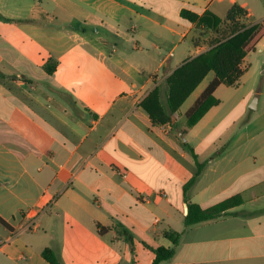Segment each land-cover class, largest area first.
Wrapping results in <instances>:
<instances>
[{
	"label": "crops",
	"instance_id": "0c3cea01",
	"mask_svg": "<svg viewBox=\"0 0 264 264\" xmlns=\"http://www.w3.org/2000/svg\"><path fill=\"white\" fill-rule=\"evenodd\" d=\"M236 5L264 28V0H0V264H51L46 249L60 264H152L172 231L162 264H264V36L194 127L207 86L184 105L206 77L171 123L142 107L213 46L182 11L225 19ZM233 197L186 227L187 202Z\"/></svg>",
	"mask_w": 264,
	"mask_h": 264
},
{
	"label": "trees",
	"instance_id": "16d2710c",
	"mask_svg": "<svg viewBox=\"0 0 264 264\" xmlns=\"http://www.w3.org/2000/svg\"><path fill=\"white\" fill-rule=\"evenodd\" d=\"M181 16L191 23H196L198 28L207 29L216 34V38L212 41L213 46L207 52L176 70L167 79L166 87L164 89L156 88L142 103V107L153 124L171 123L172 115L183 105L206 75L213 72L215 74L214 79L185 114L187 129L194 127L212 107L219 103L214 92L220 85H238L240 78L246 71V68L241 67L243 60L255 50L257 43L264 36V28L260 25L248 26L240 21L241 18L246 17V11L237 5L232 7L225 19H221L211 12L198 15L188 10H183ZM55 68L56 64L46 66L48 73H53ZM158 95L160 96V103H156L154 99ZM172 127L177 130L178 124L175 123ZM186 129L182 130L183 134L179 137L180 139L185 136ZM195 159L197 173L184 186L185 192L195 182L203 168V164L197 161L196 156ZM241 202L240 197H233L208 208L187 202L185 225L189 227L214 219ZM0 224L9 228V225L2 219H0ZM181 236L182 233L180 232L166 233L165 237L172 242V247L156 249L152 264H162L164 261L172 259ZM42 255L51 264H60L52 250L46 249Z\"/></svg>",
	"mask_w": 264,
	"mask_h": 264
},
{
	"label": "rangeland",
	"instance_id": "374dc122",
	"mask_svg": "<svg viewBox=\"0 0 264 264\" xmlns=\"http://www.w3.org/2000/svg\"><path fill=\"white\" fill-rule=\"evenodd\" d=\"M243 18H241L240 21H242ZM227 35V34H226ZM215 74L213 72H210L206 78L204 79V81L201 83V85L197 88V90L195 91V93L190 96V98H188V100L186 101L184 108L190 106L194 99L196 98L197 94H199V92L201 90H203L206 86H208V84L214 79ZM240 93H242V91H240ZM254 102V98H252V100L250 101L249 106ZM253 111L251 109H248V114L244 117V119L242 120V123H247L250 120V117L253 116ZM169 264V263H166Z\"/></svg>",
	"mask_w": 264,
	"mask_h": 264
},
{
	"label": "water",
	"instance_id": "95a60500",
	"mask_svg": "<svg viewBox=\"0 0 264 264\" xmlns=\"http://www.w3.org/2000/svg\"><path fill=\"white\" fill-rule=\"evenodd\" d=\"M251 108H252V109H255V107H254V106H251ZM181 134H182V133H180V135H181ZM184 141H185V139H184Z\"/></svg>",
	"mask_w": 264,
	"mask_h": 264
}]
</instances>
